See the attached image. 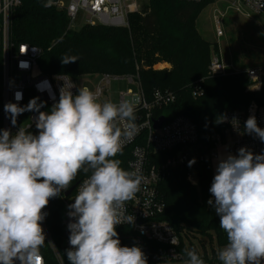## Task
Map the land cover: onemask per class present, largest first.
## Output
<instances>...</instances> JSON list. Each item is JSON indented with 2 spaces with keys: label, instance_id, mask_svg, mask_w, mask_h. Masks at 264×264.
Segmentation results:
<instances>
[{
  "label": "clouds",
  "instance_id": "obj_1",
  "mask_svg": "<svg viewBox=\"0 0 264 264\" xmlns=\"http://www.w3.org/2000/svg\"><path fill=\"white\" fill-rule=\"evenodd\" d=\"M51 5L52 0H46L44 6ZM77 59L65 55L60 60L67 65ZM20 66L27 67V62ZM37 88L43 91L44 85ZM15 99L21 100L22 93H15ZM44 107L39 97L23 107L4 105L13 126L24 112L38 113V133L29 131L31 124L20 126L15 134L0 129V264H45L43 210L80 173L87 178L67 213L69 264H148L141 247L122 246L116 231L120 224H134L126 203L135 199L143 182L116 158L138 132L135 107L123 100L101 103L87 87L76 94L62 88L58 102L49 111L40 110ZM244 130L264 142V129L254 116L245 121ZM195 162L193 158L188 166ZM209 191L214 200L207 203L227 237L217 253L221 264H264V153L242 147L236 155L221 158ZM184 252L185 264H205L195 249Z\"/></svg>",
  "mask_w": 264,
  "mask_h": 264
},
{
  "label": "trees",
  "instance_id": "obj_2",
  "mask_svg": "<svg viewBox=\"0 0 264 264\" xmlns=\"http://www.w3.org/2000/svg\"><path fill=\"white\" fill-rule=\"evenodd\" d=\"M214 1L145 0L136 12L129 14L127 27L97 24L75 30L68 27L63 10L44 6L46 0H20L11 17L10 38L39 48L38 67L47 75L65 74L77 79L103 72L137 74L147 99L154 89L172 91L175 100L155 110L154 116H163L165 120L186 116L197 127L196 147L208 150L212 146L211 133L223 128L221 114L225 110H244L252 99L264 94V87L259 95L247 90L244 71L228 69L223 75H209L211 55L218 48L200 35L196 21L204 7ZM65 55L78 59L64 65L60 59ZM163 63L169 67L155 68ZM197 84H201L203 93L193 96L192 89ZM130 149L131 146L125 148L116 157L121 160L122 168L130 158ZM166 154L151 157L158 161ZM196 169V186L186 181L185 171L180 169H173L158 184L165 204L160 218L178 234L183 260L187 259L181 235L184 230L206 237L218 250L227 243L226 233L219 227L220 217L207 203L213 180L210 161H204ZM84 175L78 174L72 184ZM43 211L47 214L43 221L45 228L62 251L65 228L60 196L50 199ZM41 252L49 264H55L46 240ZM64 263L69 264L65 255Z\"/></svg>",
  "mask_w": 264,
  "mask_h": 264
},
{
  "label": "built area",
  "instance_id": "obj_3",
  "mask_svg": "<svg viewBox=\"0 0 264 264\" xmlns=\"http://www.w3.org/2000/svg\"><path fill=\"white\" fill-rule=\"evenodd\" d=\"M20 5V0H0V129H9L15 134L20 126L29 128L33 134H37L35 118L38 113L26 111L17 117V124H11L10 117L4 111V105L12 102L21 107L28 104L30 99L39 97V101L45 102L41 111H49L52 105L59 100L60 90L77 93L78 88L87 87L92 90L99 102L112 101L109 90L113 81L125 80L136 86V92L131 89L120 91L117 103L128 101L135 107L138 132L135 137L126 142L124 148L131 146L130 158L125 170L135 171L143 177L141 191L135 199L126 203L128 215L135 217L132 225L120 224L116 227L122 246L137 245L147 257L148 264L160 261L182 260L183 254L179 250L180 240L171 225L160 218L165 209L164 201L159 193L158 184L167 178L173 169L185 171V179L191 185L198 183L197 165L209 160L212 164L221 155V150L226 154L236 155L242 147L254 154L264 153V142L254 133L245 132V121L250 117L256 118L257 125L264 129V94L259 95L264 87V66L250 67L244 70L248 85L247 90L259 95L252 99L244 110H225L220 117L223 128L211 133L212 146L208 150H200L196 147L198 131L195 123L186 116L178 115L165 120L158 128L153 127V121L157 119L154 111L169 105L175 100V94L170 90L154 89L151 97L147 99L140 87L137 74H111L107 72L97 73V79L92 86L80 84L81 78L90 79L94 74L83 75L77 79L65 74L47 75L38 67L39 48L27 42H14L10 38L11 17L15 9ZM52 5L65 12L68 27L73 29L72 23L79 10L84 12L85 25H103L127 27L128 16L136 12L139 6L135 1L128 0H53ZM228 8L242 14L243 10L254 14L264 15V0H231ZM225 12H221V17ZM216 36L221 37L223 31L220 20L216 19ZM23 53V54H21ZM27 62V67L22 68L20 62ZM228 66L221 60L218 51L211 55L208 73L211 76L223 75ZM90 81V80H88ZM46 82V84H45ZM44 85L40 91L37 85ZM22 93V99L17 101L15 93ZM203 93L201 84L192 89L193 96ZM32 122V123H31ZM167 153V154H166ZM153 154H166L160 160H154ZM195 158V164L191 167L188 162ZM215 172L213 173V177ZM86 175L80 178L68 195L64 191L60 198L66 219L63 220L65 231L70 218L67 215L68 205L73 202L80 182L86 179ZM209 199H213L212 195ZM46 241L49 244L50 256L55 264H65V250L70 247L69 237L62 242V251L52 242L44 223L42 222ZM64 231V232H65ZM172 240L174 243L172 244ZM45 264L49 260L44 253Z\"/></svg>",
  "mask_w": 264,
  "mask_h": 264
},
{
  "label": "rangeland",
  "instance_id": "obj_4",
  "mask_svg": "<svg viewBox=\"0 0 264 264\" xmlns=\"http://www.w3.org/2000/svg\"><path fill=\"white\" fill-rule=\"evenodd\" d=\"M133 1L140 7L145 0H128V2ZM230 1L215 0L204 7L196 21L200 35L210 43L217 45L219 56L229 69L244 71L250 67L264 66V15H257L247 10H243V13L240 14L227 7ZM64 3L66 4L67 0H64ZM221 12H225L222 17L220 15ZM84 16V12L79 10L72 23L73 29L78 30L85 25ZM216 19L220 20V26L223 31L221 37L216 36ZM168 67L169 65L167 64L155 65L157 69ZM97 78V75L94 74L90 79L81 78L78 82L92 86V83ZM127 89L136 92V86L132 83H128L125 80L113 81L109 90L110 99L116 102L119 92ZM63 217L66 219L64 209ZM184 231L188 232V234L184 235ZM184 231L181 232L184 249H195L205 261V264H221L217 256L219 250L216 249L214 242L209 243L206 237H202L192 231ZM183 259L150 264H185Z\"/></svg>",
  "mask_w": 264,
  "mask_h": 264
},
{
  "label": "water",
  "instance_id": "obj_5",
  "mask_svg": "<svg viewBox=\"0 0 264 264\" xmlns=\"http://www.w3.org/2000/svg\"><path fill=\"white\" fill-rule=\"evenodd\" d=\"M164 117L163 116H160V117H158L157 119H155L154 121H153V127L154 128H158L161 124H162V122L164 121ZM72 188L73 187H70L66 192H65V195H68L70 192H71V190H72ZM69 235H70V232L69 231H65L64 232V236L65 237H69Z\"/></svg>",
  "mask_w": 264,
  "mask_h": 264
},
{
  "label": "crops",
  "instance_id": "obj_6",
  "mask_svg": "<svg viewBox=\"0 0 264 264\" xmlns=\"http://www.w3.org/2000/svg\"><path fill=\"white\" fill-rule=\"evenodd\" d=\"M163 64H167V63H163ZM168 65V64H167ZM228 154H226L225 152H224V150H221V155H220V157L218 158V159H216L212 164H211V168H212V172L214 173V172H216V167H217V164H218V162H219V160L221 159V158H223V157H226Z\"/></svg>",
  "mask_w": 264,
  "mask_h": 264
}]
</instances>
